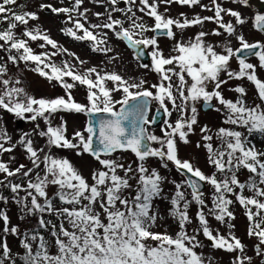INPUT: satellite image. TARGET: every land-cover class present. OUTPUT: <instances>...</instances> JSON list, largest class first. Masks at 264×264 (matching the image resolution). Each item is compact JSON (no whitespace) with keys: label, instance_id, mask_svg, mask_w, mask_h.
<instances>
[{"label":"snow or ice","instance_id":"6c2138e0","mask_svg":"<svg viewBox=\"0 0 264 264\" xmlns=\"http://www.w3.org/2000/svg\"><path fill=\"white\" fill-rule=\"evenodd\" d=\"M105 2L109 6L105 12L94 13L97 23L89 21L88 9L81 10L84 0H71L70 7L40 3L38 10L63 14L64 23L70 25L61 30L63 34L88 42L93 53L107 57L108 65L120 59L110 46L112 37L135 50L137 59L150 49L151 65L139 67L150 68L158 82L146 86L145 79L126 78L106 66L83 67L87 61L60 47L47 31L29 27L30 21L40 19L38 12L17 11L12 7L17 0H0V24L6 25L0 30V52L6 53V59L0 57V110L34 125L15 141L0 126V157L19 148L27 160L12 167L14 155L0 159V188L12 194L20 220L34 217L36 222V227L21 231L11 223L7 209L0 208V264H217L211 254L197 251L205 247L201 234L213 251L233 253L231 264H254L246 245L232 231L236 217L231 210L235 203L244 209L249 222L247 236L257 241L254 254L264 257V147L250 140L254 133L264 136V80L258 75V69L264 70V41H250L239 30L247 23L239 9L247 8L249 0H231L238 8H226L221 0L209 4L201 0ZM121 2L125 7H118ZM172 4L199 6L212 15L189 18L180 13L179 18L173 17L167 15ZM114 13H121L122 18ZM146 17L153 23L148 24ZM205 22L216 27L185 37L186 29L203 28ZM20 26L24 27L17 35ZM253 27L264 33V14L254 16ZM210 36L222 39L212 41ZM161 37L172 42L167 55L160 47ZM35 41L43 42L39 45L42 49L50 46L57 51L37 54L30 46ZM57 53L73 56L80 67L68 61L57 65L52 61ZM253 57L257 63L250 62ZM21 62L35 65L31 70L58 84L64 95H32L19 76L10 75L9 65L19 67ZM231 81L251 83L259 102H249L243 83L228 87L227 92L235 95L226 97L225 86ZM78 85L86 90L83 103L73 96ZM153 102L158 105L157 114L162 110L170 118L177 113L174 122L163 121L161 136L146 127L156 123V117L148 116ZM198 102L221 113L222 123L230 126L219 127L214 133L208 125L199 126L195 147L205 151L206 163L214 169L211 174L180 156V146L192 143L189 137L199 125ZM60 113L103 118L89 119L83 130L69 135ZM36 137L45 141L43 146L37 144ZM53 149L72 150L81 157L87 154L100 167L85 176L70 159L57 157ZM128 152L135 157L132 163L114 155ZM152 158L159 161L158 168L149 166ZM170 165L182 177L180 182L162 174L161 169L171 170ZM242 169L249 173L245 182L238 176ZM166 184L172 185L170 196L165 195ZM202 185L212 188L211 207ZM52 188L55 191L50 194ZM165 199L170 204L168 215L178 225L175 234L153 231L164 219L155 202ZM0 203L7 205L9 197L0 193ZM193 203L198 206V227L190 233L187 225L193 223L189 214ZM46 217H54L55 222ZM209 217L226 226L227 234L212 228ZM9 235L18 238L22 254L13 253Z\"/></svg>","mask_w":264,"mask_h":264},{"label":"rangeland","instance_id":"374dc122","mask_svg":"<svg viewBox=\"0 0 264 264\" xmlns=\"http://www.w3.org/2000/svg\"><path fill=\"white\" fill-rule=\"evenodd\" d=\"M203 4H209L210 0H201ZM223 3V6L226 8H238L237 5L231 3V0H221ZM40 3H52L54 6H71V0H64L63 3H61V0H17V5L12 6L15 7L17 11H36L38 12V15L40 19L38 21H30L29 27H39L42 30L47 31L49 36L55 40L58 45L62 48L68 49L69 52L74 53L75 56H78L80 59L87 61V63L83 67H91V66H101L105 67L106 70L112 71L115 70L119 72L120 74L124 75L126 78H135L136 80L139 79H145L147 81V85H151L153 83L158 82V77L155 73H153L150 68L144 69L139 67L141 64L139 60L135 56V50L130 49L127 47L125 42L117 40L115 37H112L110 40V46L114 47L115 51L119 53L120 59L116 62H114L111 65L107 64V57L101 53H93L90 49V46L88 42H78L73 40L71 37L65 36L63 32L61 31L63 28H66L70 25H67L64 23L65 17L63 14L60 16H56L54 14H51L49 11L45 10L43 12H40L38 10V6ZM24 5V8L21 9L19 5ZM109 7L105 0H100L99 3L94 2V0H84V3L82 5V9H88V19L91 23H97V19L94 15V13L100 12L104 13L105 8ZM118 7H125L123 2H121ZM245 18L247 19V23L240 27L239 30L242 31L246 37L250 41H256L261 40L264 41V36L257 32L253 27V18L258 12L255 11V9L252 7L251 2L249 0V6L247 8H240L239 9ZM161 12L164 11V7L161 6L160 9ZM184 13L189 18H192L194 15H200V16H210L212 15L211 12L202 10L199 6H195L192 8H189L188 6H181L178 4H172L167 15H171L173 17L179 18V14ZM264 14V13H259ZM139 15V13H138ZM114 16L117 18H122L121 13H114ZM148 24H152L153 21L150 18H145ZM225 19H230L229 17H225ZM24 26H20L17 29V35H20V32L22 31ZM216 26L211 22H205L203 25V28L201 26H195L189 29L185 30V37H191L196 32L200 30L204 31H210L214 29ZM111 36V33H109ZM148 35H152V33H148ZM209 40L216 41L221 38L217 37H208ZM43 43L42 41H35L30 42V46L33 48L34 52L37 54L41 52H55L57 50L52 49L50 46H45V48H40V44ZM160 47L163 49L165 55H167L170 51L172 42L169 41L167 38L161 37L159 40ZM150 49L147 50L148 53H150ZM0 57H4L6 59V53L0 52ZM52 61L56 63L57 65H62L64 61H68L71 64H73L76 67H80V65L77 63V61L74 59L73 56H69L66 53H57L55 56L52 57ZM0 62H3L0 60ZM250 62L257 63L255 58H251ZM232 68L236 69L237 63L235 60L232 62ZM151 65V57L148 63ZM35 65L29 64L25 65L24 63H20L19 67L9 65L11 71L10 75L14 74L19 76L23 82L24 86L27 88V90L36 97H47V98H54L57 96L64 95V90L58 85L53 83H49L44 77L39 76L38 73L33 72L31 70L32 67ZM258 75L259 77L264 80V70L258 69ZM69 82H71L69 80ZM243 83L244 86L248 90V100L249 102L255 101L259 102L258 98L255 95V89L254 86L247 82V81H231L229 85L225 86V95L228 98L234 97V93L227 92V88L230 86H233L235 84ZM111 86V85H109ZM73 96L76 101L78 102H85V95L86 90L83 86H77L72 90ZM116 98L119 99L120 94L116 93ZM202 102L197 103V108L199 110V125L196 127L195 134L191 135L189 139L192 141L189 145H181L180 146V156L182 159H191L194 164H196L198 167H200L206 174H211L214 169L209 167L206 163V153L205 151L201 149H197L195 147L196 142L200 139V133H199V126L208 125L212 130L213 133L219 128V127H230L229 125H224L222 123L223 116L221 113L216 112L215 110H209L207 112H202L200 110V105ZM215 103V102H214ZM158 108V105L156 103H152L150 108V115L149 119H151V116ZM62 115L64 119L67 121L68 126V132L69 135L74 130H83V128L86 125V117L83 114H75V113H60L58 116ZM165 119H169L170 121L174 122L177 119V113H173V115L169 117H165L163 115V118L160 122V124L156 128H149V131L154 133L157 136H161V128L164 127L163 121ZM57 123L59 120L57 119ZM41 127H43V122L41 121ZM0 126L5 128L9 135L12 137L13 141L17 140L19 136L24 132H31L33 129V123L28 121H22L19 118L15 117L11 113H7L3 110H0ZM241 130L242 129H237ZM36 142L38 145L43 146L44 140L36 137ZM250 140L253 144H255L257 147H264V136L263 138H259L255 133L250 137ZM218 144V142H215ZM153 147H157V145H153ZM53 153L57 157H67L72 161V163L79 168L82 173L85 176H90L91 171L94 168L100 167L99 164L90 156L85 154L84 156H76L75 153L72 150H62V149H53ZM10 155H14L16 157V162L12 164V167L17 166L18 163H27V160L22 155V151L18 148L14 153L12 154H5L3 157H0V159L7 160ZM117 158L122 157L123 162L125 163H132L135 161V157L130 152L128 153H116L114 154ZM148 164L150 167H159V161L152 158L148 161ZM135 166V165H134ZM169 168L171 170H165L161 169L162 174H165L169 176L171 179H175L177 182H180L182 177L179 173L175 171V169L170 165ZM238 176L241 180V182H245L248 179L249 173L247 170L242 169L240 173H238ZM2 178V177H0ZM165 195L170 196L172 192V185L166 184L165 186ZM55 189H50V194L54 193ZM0 193L3 195L9 197V203L7 205H4L0 203V208L7 209L8 215L11 218V223L13 225H18L21 229V231H26L28 229H31L33 227H36V222L34 217L26 218L25 220H20V212L19 208L11 201V193L8 189L0 188ZM205 193V201L208 204L209 207H211V193L212 188L209 185H206V188L204 190ZM249 194V193H246ZM23 195V194H22ZM156 207L159 209L160 215L164 217V219L158 221V226L153 229V231L158 232H165L167 231L169 234H175L179 229L176 221L172 219L168 215V209L170 208V204L168 200H157L155 202ZM198 210V206L194 203L189 208V214L192 217L193 223L190 225H187L188 231L191 233L193 229L198 227V221L196 220V213ZM231 210L234 212L236 219L232 221V223L235 225V228L232 230L236 236H238L242 242L246 245V252L247 255L252 256L254 264H260L261 260L264 259V257H257L254 254V246L257 243L255 238H249L247 236V228H248V220L247 217L244 214V209L238 204L235 203ZM49 219H52L55 222L54 217H46ZM210 226L212 228H219L220 231L224 234H227V228L224 225H220L219 222L215 221L211 217H209ZM3 225L0 223V228H2ZM47 235V234H46ZM200 240L202 243L205 244V247L203 249H197L198 252L203 251L205 254H211L216 258L217 264H231V261L234 257L233 253H227L222 250H215L213 251L210 247H208L209 242L203 237V235H200ZM7 242L10 245L12 251L14 254L20 253L22 254V249L19 246V240L17 237L13 236H7Z\"/></svg>","mask_w":264,"mask_h":264},{"label":"water","instance_id":"95a60500","mask_svg":"<svg viewBox=\"0 0 264 264\" xmlns=\"http://www.w3.org/2000/svg\"><path fill=\"white\" fill-rule=\"evenodd\" d=\"M252 4L257 9V11H264V2L263 1H261V0H252ZM140 58H141L142 62H146L147 59H148L147 56H146V54L143 57H140ZM201 109L203 111L209 110V108L207 106H202V105H201ZM162 115H163V112L162 111H160L159 114H157V111L155 112L154 117H156V123L151 125L152 128H155V127H157L160 124ZM100 118H103V117H101V116L88 117V120L89 119H96V120H98ZM201 190L202 191L204 190V185H202Z\"/></svg>","mask_w":264,"mask_h":264},{"label":"trees","instance_id":"16d2710c","mask_svg":"<svg viewBox=\"0 0 264 264\" xmlns=\"http://www.w3.org/2000/svg\"><path fill=\"white\" fill-rule=\"evenodd\" d=\"M5 26H6L5 24H0V30H2ZM258 135H259V137H262L260 134H258ZM47 219H49V218H47Z\"/></svg>","mask_w":264,"mask_h":264}]
</instances>
